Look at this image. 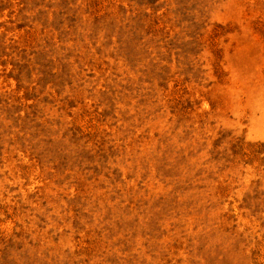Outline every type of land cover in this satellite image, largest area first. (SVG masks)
<instances>
[{
	"label": "rangeland",
	"instance_id": "obj_1",
	"mask_svg": "<svg viewBox=\"0 0 264 264\" xmlns=\"http://www.w3.org/2000/svg\"><path fill=\"white\" fill-rule=\"evenodd\" d=\"M0 264H264V0H0Z\"/></svg>",
	"mask_w": 264,
	"mask_h": 264
}]
</instances>
